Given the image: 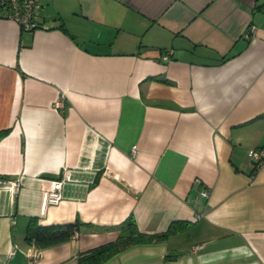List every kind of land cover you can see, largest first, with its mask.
<instances>
[{
    "label": "crops",
    "instance_id": "0c3cea01",
    "mask_svg": "<svg viewBox=\"0 0 264 264\" xmlns=\"http://www.w3.org/2000/svg\"><path fill=\"white\" fill-rule=\"evenodd\" d=\"M41 4L47 28L0 16V264H77L130 220L184 225L103 264H264V0Z\"/></svg>",
    "mask_w": 264,
    "mask_h": 264
},
{
    "label": "built area",
    "instance_id": "2783aa9c",
    "mask_svg": "<svg viewBox=\"0 0 264 264\" xmlns=\"http://www.w3.org/2000/svg\"><path fill=\"white\" fill-rule=\"evenodd\" d=\"M41 0H0V16L12 19L21 29L35 30L39 28H47V26L40 21L41 17ZM54 109L60 110L64 107L63 95L56 97L52 103ZM136 147L131 148V153L134 154ZM248 156L254 167L259 166L264 162V148H252L248 150ZM69 169L63 168V175L60 178L51 181V187L47 192V203L57 204L62 198L63 184L67 181ZM0 185L9 186L10 188H17L20 185V179L4 181L0 179ZM202 196H207V190H201ZM14 221H12L13 223ZM202 245H195L192 250L201 248ZM15 251V246L9 252L12 256Z\"/></svg>",
    "mask_w": 264,
    "mask_h": 264
},
{
    "label": "trees",
    "instance_id": "16d2710c",
    "mask_svg": "<svg viewBox=\"0 0 264 264\" xmlns=\"http://www.w3.org/2000/svg\"><path fill=\"white\" fill-rule=\"evenodd\" d=\"M59 27H62L60 25ZM1 134V133H0ZM184 225L182 222H174L169 225V227L160 233L146 234L141 233L137 230L135 222L132 220L129 221V233L127 235H122L115 241H111L100 245L91 251L85 253L77 262V264H103L113 255L124 251L125 249L144 243H152L161 241L167 234L174 232L181 228ZM72 233L71 228H67L63 231L54 230L52 227H39L34 226V223L31 221L28 225V230L26 238H34L35 243L38 246H47L54 244L61 240L68 238Z\"/></svg>",
    "mask_w": 264,
    "mask_h": 264
}]
</instances>
